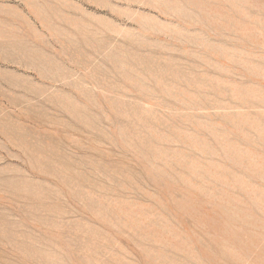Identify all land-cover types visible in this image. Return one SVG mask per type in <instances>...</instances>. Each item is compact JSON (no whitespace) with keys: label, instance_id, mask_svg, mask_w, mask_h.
<instances>
[{"label":"rangeland","instance_id":"obj_1","mask_svg":"<svg viewBox=\"0 0 264 264\" xmlns=\"http://www.w3.org/2000/svg\"><path fill=\"white\" fill-rule=\"evenodd\" d=\"M0 264H264V0H0Z\"/></svg>","mask_w":264,"mask_h":264}]
</instances>
